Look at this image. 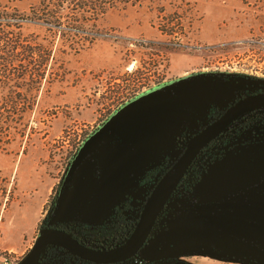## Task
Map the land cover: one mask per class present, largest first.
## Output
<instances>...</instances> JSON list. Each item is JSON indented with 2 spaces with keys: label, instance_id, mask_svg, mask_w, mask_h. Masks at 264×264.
Returning <instances> with one entry per match:
<instances>
[{
  "label": "rangeland",
  "instance_id": "obj_1",
  "mask_svg": "<svg viewBox=\"0 0 264 264\" xmlns=\"http://www.w3.org/2000/svg\"><path fill=\"white\" fill-rule=\"evenodd\" d=\"M155 88L183 100L187 118L176 134L183 141L236 98L264 90V0H0V262H18L38 229L56 222L55 211L48 214L83 139L123 102ZM254 120L249 129L236 122L198 158L201 177L212 164L225 175L221 184L213 180V201L264 180V111ZM120 142L109 135L96 149V158L105 148L136 174L120 209L111 208L119 190L96 193L102 213L111 208L105 225L118 215L134 220L183 150L174 140L163 145L145 178ZM96 177L86 159L62 193L74 200L69 215ZM178 205L188 207L189 198ZM166 213L136 258L117 264H264L261 240L206 221L204 238L188 226L190 212L174 205ZM39 264L86 263L52 246Z\"/></svg>",
  "mask_w": 264,
  "mask_h": 264
},
{
  "label": "water",
  "instance_id": "obj_2",
  "mask_svg": "<svg viewBox=\"0 0 264 264\" xmlns=\"http://www.w3.org/2000/svg\"><path fill=\"white\" fill-rule=\"evenodd\" d=\"M261 108H264V90L247 93L238 97L220 115L183 141L176 134L186 121L187 108L175 92L155 88L123 102L83 139L71 156L48 217L51 218L56 211L68 181L88 158L93 162L97 177L70 216L80 217L85 211L99 191L102 180L94 154L109 135L128 143L137 158L149 160L161 152L163 145L174 140L183 150L152 186L131 232L115 246L96 248L80 243L71 232L46 225L38 229L32 246L16 264H37L50 245L60 247L93 264H115L131 258L148 240L168 199L201 150L236 118ZM85 169L86 167H82V171ZM188 196L189 206H179L180 212H193L212 227L228 233L252 236L264 243V180L211 202H199L193 193Z\"/></svg>",
  "mask_w": 264,
  "mask_h": 264
},
{
  "label": "crops",
  "instance_id": "obj_3",
  "mask_svg": "<svg viewBox=\"0 0 264 264\" xmlns=\"http://www.w3.org/2000/svg\"><path fill=\"white\" fill-rule=\"evenodd\" d=\"M105 141L106 140H104L103 143H105ZM119 142L120 141L118 140V143ZM125 144L127 147H125L122 152L125 151L126 154L129 155V158L133 156L135 159H137V162H135L134 167L137 168V166H139L140 173H141L139 177H143L145 172L150 168L149 165L152 163L150 162L149 159L137 158V156L133 153V150L129 146V144L128 143H125ZM108 155L109 154H107V151L105 148L103 150H101L99 153L98 162H99V166L101 169V176H102V180H101L99 190H110V189L119 190V192L117 193L118 197H116L113 200V202H115V203H113L112 207H111V208H114V207L118 206L121 202H123V198H124L123 196L125 195V186L124 185L128 182V180L130 178H133V176L136 174H133L134 171H130V169L127 166V163L125 161L122 160L121 162H116L115 160H113V161L109 160L107 158ZM102 156H104V158L101 159ZM138 160H140V163H138ZM217 167H218V171H219V166H217ZM217 167L213 169V164H212L210 166V168L204 172L203 176L200 179V182L196 185L193 194L196 196V198L199 202H211V201H213V192L218 190L217 188H215V189L213 188V180L216 181L215 185H218V184H221L220 181L222 180V178L225 177V175H221V172L218 175L213 173V171L217 170ZM135 172H137V171L135 170ZM244 180L245 179H243L242 182H244ZM242 182L240 179L234 180V181H228V182H225L224 186H221V187H223L225 189L226 188L232 189L235 185L240 184ZM73 201L71 199L67 200V198L63 199V197L61 196V198L57 204L56 211H55L54 215L52 216V219L55 220L56 222H61V221H66L67 219L73 218L69 215L68 212L65 211L67 209V207H72L71 205H73L72 204ZM96 201H97V198H95V196H94L88 205L89 210L85 211L84 214H82V217H83L82 219H86V221H88V223H91V224L101 223L102 221L106 220L110 216V209L111 208L106 212V214L102 213L101 207L96 206V205H98V203ZM59 206H60V209L61 208H63V209H62V213L59 212L57 214L56 212H57V209ZM185 215H187V217H188L187 219L189 220L188 226H190L192 229H194V231L197 232L199 236H202L204 238L209 237L210 232H208V231L201 232L203 229V227H202L203 224L206 223L205 220L201 216H199L197 214H194L195 216H192L191 212L188 214H185ZM197 216L200 217L201 219L198 218ZM200 234H202V235H200ZM164 264H181V263H177L175 261H169V262L164 263Z\"/></svg>",
  "mask_w": 264,
  "mask_h": 264
},
{
  "label": "flooded vegetation",
  "instance_id": "obj_4",
  "mask_svg": "<svg viewBox=\"0 0 264 264\" xmlns=\"http://www.w3.org/2000/svg\"><path fill=\"white\" fill-rule=\"evenodd\" d=\"M247 94V93H246ZM245 95V94H244ZM241 96H243V95H241ZM240 96V97H241ZM237 99V98H236ZM248 113V112H247ZM245 114V113H244ZM243 114V115H244ZM220 115V114H219ZM242 116V115H241ZM241 116H239L238 118H236L233 122H234V124L236 123V122H238V119L241 117ZM215 119V118H214ZM233 122H231L230 124H229V126L233 123ZM234 124H232L231 126H230V128L234 125ZM228 126V127H229ZM227 127V128H228ZM226 128V129H227ZM201 129V128H200ZM225 129V130H226ZM193 135V134H192ZM217 138V137H216ZM213 141V140H212ZM211 141V142H212ZM210 142V143H211ZM209 143V144H210ZM208 144V145H209ZM207 145V146H208ZM207 146L206 147H204L202 150H201V152L197 155V157L192 161V163L190 164V166L188 167V169L186 170V172L184 173V175H183V177L181 178V180L179 181V183H178V185H177V187H176V190L172 193V195L170 196V198L168 199V201H167V203H166V205H165V207H164V209H163V211L160 213V215H159V217L157 218V221H156V225H155V227H154V230H155V228H156V226L158 225V223L160 222V220H162L163 218L162 217H164V215H166L167 213V210L168 209H172L173 207H174V205H176V208L178 209L179 208V206L180 205H178L179 204V201H186L188 198H189V196H188V194L189 193H192V189H193V187L195 186V184L201 179V167H203L202 165H204V164H200V163H196L197 162V160H198V158L200 157V156H202L204 153H205V151L207 150ZM95 156H96V152H95V154H94ZM88 159V158H87ZM98 159V158H97ZM168 168V167H167ZM166 168V169H167ZM99 169H100V166H99ZM165 169V170H166ZM164 170V171H165ZM100 171H101V169H100ZM163 171V172H164ZM162 172V173H163ZM152 173H154V171H152V172H150V170L148 169L146 172H145V174H144V177L145 178H147L150 174H152ZM162 175V174H161ZM160 175V176H161ZM159 176V177H160ZM152 177V176H151ZM159 179V178H158ZM157 179V180H158ZM156 183V182H155ZM154 183V184H155ZM153 184V185H154ZM151 190V189H150ZM150 192V191H149ZM149 194V193H148ZM147 194V195H148ZM147 197V196H146ZM146 199V198H145ZM144 202V201H143ZM178 202V203H177ZM171 203H172V205H171ZM175 203V204H174ZM142 205H143V203H142ZM170 207V208H169ZM116 208H119V205L118 206H116V207H114V209H116ZM141 208H142V206L140 207V209H139V211H138V214H137V217H135V219L134 220H131V221H134V223H133V226H134V224H135V222H136V220H137V218H138V216H139V213H140V210H141ZM120 209V208H119ZM175 209V208H174ZM86 210V209H85ZM85 212V211H84ZM84 212L82 213V214H84ZM109 219V218H108ZM107 221V219L106 220H104V221H102L101 223H98V224H91V223H87V222H85L84 221V219H82V215L80 216V218H75V217H73V218H70V219H67L66 221H61V222H55V223H53L52 225H50V226H54V227H57V228H60V229H63V230H65V231H67V232H71L72 233V235L80 242V243H82V244H85L83 241H85V235H86V232H89V231H91V228H93V227H98V226H106V227H108L109 225H111V224H109V225H105L104 223ZM116 222V219L114 220V222L113 223H115ZM112 223V224H113ZM133 228V227H132ZM132 230V229H131ZM154 230H153V232H154ZM131 232V231H130ZM152 232V233H153ZM152 233H151V235H152ZM129 235V234H128ZM127 235V236H128ZM151 235L149 236V238H148V240L145 242V244L146 243H148L149 242V240H150V238H151ZM126 236V237H127ZM94 237V242L97 244L98 242H101V240L103 241L104 239L102 238V237H99V236H93ZM125 237V238H126ZM124 238V239H125ZM123 239V240H124ZM122 240V241H123ZM121 241V242H122ZM93 242V241H92ZM120 242V243H121ZM119 244V243H118ZM145 244H144V246H145ZM256 245H260L259 247L261 248V249H263L264 250V243H255ZM85 245H87V246H90V245H88V244H85ZM117 245V244H116ZM113 246H115V245H113ZM143 246V247H144ZM50 247H52V245H50V246H48L47 247V249L48 248H50ZM53 247H57V246H53ZM91 247H96V246H91ZM110 247H112V246H110ZM57 248H60V247H57ZM96 248H109V247H96ZM47 249H46V251H47ZM61 250H63V251H65L64 249H62V248H60ZM142 248H140V250H141ZM139 250V251H140ZM45 251V252H46ZM138 251V252H139ZM44 252V253H45ZM66 253H68V254H70L71 255V257L72 258H74V259H76L77 261H79V262H81V263H86V264H93V263H90V262H88V261H85V260H81L80 258H78V257H76V256H74L73 254H71V253H69V252H67V251H65ZM138 252L134 255V256H132L131 258H136V256H137V254H138ZM131 258H129V259H131ZM129 259H127V260H129ZM127 260H125V261H127ZM39 263H40V260L38 261ZM122 262H124V261H122ZM39 263H37V264H39ZM118 263H121V262H118ZM115 264H117V263H115Z\"/></svg>",
  "mask_w": 264,
  "mask_h": 264
},
{
  "label": "trees",
  "instance_id": "obj_5",
  "mask_svg": "<svg viewBox=\"0 0 264 264\" xmlns=\"http://www.w3.org/2000/svg\"><path fill=\"white\" fill-rule=\"evenodd\" d=\"M45 1H46V3H50V0H45ZM263 111H264V108L250 111V112L245 113L244 115H242L238 119V121H243V123H244L243 125L245 127H248L247 129H249V128L252 127L253 121H255L254 120V116L257 113L263 112ZM232 124H234V122ZM230 126L226 130H224L219 136H217V138H215L207 146V149L209 147H211L213 145V143L217 142L220 138L225 137L226 134H227L228 129L230 128ZM115 211L118 212L120 210L117 209ZM115 219H116V222L111 224V225H109L108 227H106V226H98V227L91 228V231L86 232V235H85L86 239L83 242L85 244L90 245V246H96V247H110V246H113V245H116V244L120 243L130 233V231H131V229L133 227L134 221L123 220V218L120 215L116 216ZM93 236L102 237L104 240L103 241L101 240V242H98L96 244L94 242V240H93L94 239Z\"/></svg>",
  "mask_w": 264,
  "mask_h": 264
},
{
  "label": "built area",
  "instance_id": "obj_6",
  "mask_svg": "<svg viewBox=\"0 0 264 264\" xmlns=\"http://www.w3.org/2000/svg\"><path fill=\"white\" fill-rule=\"evenodd\" d=\"M201 171L204 169L203 167L200 168ZM43 255V254H42ZM42 255L40 256V259L42 258ZM0 264H16V261L15 260H12L11 258H3L2 261L0 262Z\"/></svg>",
  "mask_w": 264,
  "mask_h": 264
}]
</instances>
